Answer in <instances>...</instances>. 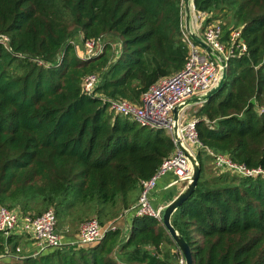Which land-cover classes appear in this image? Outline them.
I'll use <instances>...</instances> for the list:
<instances>
[{
    "label": "trees",
    "instance_id": "1",
    "mask_svg": "<svg viewBox=\"0 0 264 264\" xmlns=\"http://www.w3.org/2000/svg\"><path fill=\"white\" fill-rule=\"evenodd\" d=\"M185 1L0 0V36L9 38L0 45L1 206L36 215L53 209L61 228L94 217L105 227L138 202L141 182L174 152L173 139L111 114L103 98L139 104L159 79L183 69ZM193 2L208 23L230 16L221 23L224 42L241 29L247 46L194 115L198 139L264 171V0ZM80 36L102 52L82 59ZM91 74L101 77L94 96L82 90ZM197 159V187L172 217L193 263L264 264V174L216 175L206 169L212 157L199 151ZM130 226L127 237L117 229L36 256L22 251L23 237L0 234V264H177L180 252L160 220L134 217Z\"/></svg>",
    "mask_w": 264,
    "mask_h": 264
},
{
    "label": "built area",
    "instance_id": "2",
    "mask_svg": "<svg viewBox=\"0 0 264 264\" xmlns=\"http://www.w3.org/2000/svg\"><path fill=\"white\" fill-rule=\"evenodd\" d=\"M191 11L194 20H192L191 32L199 35L205 43L221 55L224 64L219 58L207 52L191 39V32L187 30L183 22L184 40L189 47V57L183 69L171 76L159 79L141 95L139 104L131 103L128 100L103 98V103L107 105L111 114L129 118L141 127L164 131L172 137L175 145L174 152L164 160L156 174L141 182L138 202L124 214L132 213L134 217H151L160 220L159 213L162 208L156 209L151 203V196L159 181L167 174H174L178 183L186 184L192 174L190 162L173 136L175 107L215 88L222 78L223 71L227 70L228 62L235 57V51L237 50L241 54L247 50L246 44L241 40V29L232 30L230 40L226 43L223 40V29L219 21L208 23L210 15L207 13L204 15L198 11L196 14V8L193 7H191ZM8 43V37L0 36V45L7 47ZM84 44L86 59L102 52L103 45L100 42L90 40ZM100 83L99 74L88 75L83 79L82 90L86 95L94 96ZM188 109L181 113L179 134L185 146L196 156L200 150H204L212 157L213 166L220 172H230L241 177H255L264 174L262 169H249L245 165L234 163L226 155L215 154L205 148L199 141L196 131L198 119L194 115L189 118ZM261 112H264V108L261 109ZM57 229L58 221L53 209L36 215L0 205V234L4 236L5 240L10 236H21L33 241L37 247L38 255L47 250L91 245L103 240L107 232L117 230L112 224L104 227L98 219L92 218L80 225L76 241L66 245ZM177 264H186L181 254Z\"/></svg>",
    "mask_w": 264,
    "mask_h": 264
},
{
    "label": "water",
    "instance_id": "3",
    "mask_svg": "<svg viewBox=\"0 0 264 264\" xmlns=\"http://www.w3.org/2000/svg\"><path fill=\"white\" fill-rule=\"evenodd\" d=\"M191 7L195 8L193 0H191V3L190 4L188 3V5L186 6V23H187L186 28L190 32L192 28L191 19L193 15L191 11ZM191 39L197 45L205 49L207 52L219 58L221 62L224 64V60L222 59L221 55H219L207 43H205L199 35H197L194 32H191ZM226 79H227V70L225 69L223 71L220 82L215 88H213L212 90H210L209 92H207L206 94L202 96L193 97L191 99H188L187 101L176 106L174 109L175 126H174L173 136L176 142L178 143L179 148L184 152L185 156L188 158L190 165H191L192 174L187 179L185 187L180 192V194L173 201H171L168 205L162 207L159 213L160 215L159 219L162 222L163 226L165 227L170 238L175 243L178 251L184 257L186 264H194L191 249L188 243L186 242V240L184 239V237L173 226L172 217L175 214V212L183 205V203L186 200L190 198V196L195 191L199 178H200L201 167L197 159V156L185 146V144L183 143L181 139V136L179 134V120H180L181 113H183L188 108L194 105L203 104L206 101H208L222 87Z\"/></svg>",
    "mask_w": 264,
    "mask_h": 264
},
{
    "label": "crops",
    "instance_id": "4",
    "mask_svg": "<svg viewBox=\"0 0 264 264\" xmlns=\"http://www.w3.org/2000/svg\"><path fill=\"white\" fill-rule=\"evenodd\" d=\"M183 15H184V25H187V23H186V6L184 9ZM191 22H192V19H191ZM201 105L202 104H200V106ZM190 109L191 108H189L188 111ZM183 185H185V184L177 182V177L174 174L165 175L159 181L156 190L153 192L154 195L159 193L160 199H155V197L152 198V201H151L152 206L154 208L158 209V208H162V207L168 205L171 201H173L180 194V192L183 190V187H182ZM139 197L140 196L138 193L137 199H139ZM133 215L134 214H132V213L125 214V218L121 221L124 228H125V230L123 232L124 237L128 236V230H130L131 221L134 218ZM63 228H65V229H60L59 235L61 236L64 243L66 245H69V244L75 242L78 231H79V225H77L76 227H73L71 225H66ZM19 242H20V246L22 247V251L25 254H33L34 256L38 255L37 254V247L33 243V241H30L29 239L23 237L22 239H20ZM6 245H8V244H6ZM173 252H174V250H173Z\"/></svg>",
    "mask_w": 264,
    "mask_h": 264
},
{
    "label": "rangeland",
    "instance_id": "5",
    "mask_svg": "<svg viewBox=\"0 0 264 264\" xmlns=\"http://www.w3.org/2000/svg\"><path fill=\"white\" fill-rule=\"evenodd\" d=\"M188 3L190 4L191 3V0H186L185 1V3H184V6H187L188 5ZM203 13V12H202ZM196 14H197V11H196ZM204 15H205V13H203ZM217 15H218V18H219V22L220 23H229V21H230V16H225L223 13H217ZM192 20H193V18H192ZM194 21V20H193ZM193 21H192V25H193ZM74 40H77V45H78V51H77V53H78V55L82 58V59H85L87 56H86V54H85V44L84 43H82V39H81V36L80 37H77L76 39H74ZM74 40H72V42L74 43ZM76 44V43H75ZM191 109L188 111V116H189V118H191L193 115H195L196 114V112H197V110L200 108V105H194V106H192V107H190ZM144 135L145 136H147V135H152V133L150 132V131H148V130H145L144 131ZM200 152H204V155H205V157H206V152L204 151V150H200ZM206 169L209 171V172H212V173H214V174H216L217 175V169L213 166V164H212V162H211V160H210V162L209 161H207V164H206ZM183 187V189H184V187H185V185H183L182 186ZM155 197V199H160V194L159 193H157V194H153L152 196H151V199L152 198H154ZM136 200H137V196L135 195V197H134ZM139 200V199H138ZM7 207V206H6ZM115 213H117V211L116 210H114V213H113V215L111 216V218L114 216V214ZM125 211H120V212H118L112 219V221L109 223V224H112L113 225V227H116L117 229H121L122 230V232H124V230H125V228H124V226H123V224H122V220L125 218ZM95 218V217H94ZM83 223V222H82ZM81 223V224H82ZM80 224V225H81ZM108 224V225H109ZM129 225V224H128ZM80 227V226H79ZM60 229H65V228H61V225L60 224H58V233L60 234ZM128 233H129V230H128ZM195 236L196 237H198V235H197V233H195ZM174 252H177L176 251V249H174Z\"/></svg>",
    "mask_w": 264,
    "mask_h": 264
}]
</instances>
